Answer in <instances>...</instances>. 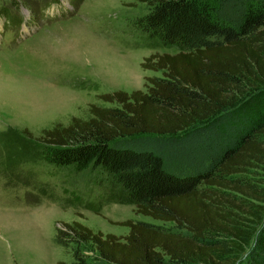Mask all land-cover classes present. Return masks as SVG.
Segmentation results:
<instances>
[{
    "label": "trees",
    "instance_id": "16d2710c",
    "mask_svg": "<svg viewBox=\"0 0 264 264\" xmlns=\"http://www.w3.org/2000/svg\"><path fill=\"white\" fill-rule=\"evenodd\" d=\"M153 53L146 90H115L41 131V158L99 185L136 213L124 235L64 222L70 264H264V0H137ZM96 210V208H92Z\"/></svg>",
    "mask_w": 264,
    "mask_h": 264
},
{
    "label": "rangeland",
    "instance_id": "374dc122",
    "mask_svg": "<svg viewBox=\"0 0 264 264\" xmlns=\"http://www.w3.org/2000/svg\"><path fill=\"white\" fill-rule=\"evenodd\" d=\"M60 2L63 12L48 7ZM147 10L137 0H0V264H70V248L53 241L64 222L115 235L128 232L126 219L172 226L136 213L95 170L47 165L38 140L88 117L100 94L146 90L147 77L161 76L144 59L178 49L150 45L134 26ZM251 176L264 180V167Z\"/></svg>",
    "mask_w": 264,
    "mask_h": 264
}]
</instances>
